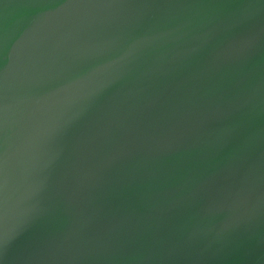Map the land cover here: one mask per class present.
<instances>
[{
	"label": "water",
	"instance_id": "water-1",
	"mask_svg": "<svg viewBox=\"0 0 264 264\" xmlns=\"http://www.w3.org/2000/svg\"><path fill=\"white\" fill-rule=\"evenodd\" d=\"M0 264H264V0H0Z\"/></svg>",
	"mask_w": 264,
	"mask_h": 264
}]
</instances>
